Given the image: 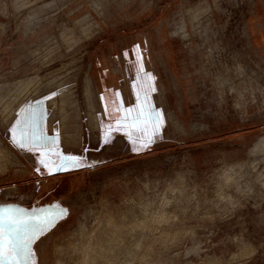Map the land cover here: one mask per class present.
<instances>
[{
  "label": "rangeland",
  "instance_id": "374dc122",
  "mask_svg": "<svg viewBox=\"0 0 264 264\" xmlns=\"http://www.w3.org/2000/svg\"><path fill=\"white\" fill-rule=\"evenodd\" d=\"M0 165V204L67 210L33 264H264V0H0Z\"/></svg>",
  "mask_w": 264,
  "mask_h": 264
},
{
  "label": "snow or ice",
  "instance_id": "6c2138e0",
  "mask_svg": "<svg viewBox=\"0 0 264 264\" xmlns=\"http://www.w3.org/2000/svg\"><path fill=\"white\" fill-rule=\"evenodd\" d=\"M147 75L151 78L150 73ZM152 90L155 91L154 88ZM135 107L123 110V121L130 122L133 129L142 123L145 125L151 123L153 133H157L163 124V116L160 110L147 103L139 104V111H136ZM44 114L45 112L40 108L39 102H36L35 105L29 104L22 107L18 118L9 129L11 142L22 149L42 147L51 143L52 138L48 137L43 129ZM142 131H146V129H142ZM128 135L131 140V133ZM152 142L153 137L149 135L147 143L143 146L147 147ZM133 143L135 144V141ZM60 159L61 164L55 167L45 163L43 158L40 163L44 164L50 171H56L63 167L65 161H71L74 167L78 166L77 157H65L61 154ZM49 207L55 208L56 211L53 213L45 210L41 214V210L29 212L16 204H0V264H33L32 245L34 241L42 232L52 226L59 216L66 214L67 211L60 205Z\"/></svg>",
  "mask_w": 264,
  "mask_h": 264
},
{
  "label": "bare ground",
  "instance_id": "6f19581e",
  "mask_svg": "<svg viewBox=\"0 0 264 264\" xmlns=\"http://www.w3.org/2000/svg\"><path fill=\"white\" fill-rule=\"evenodd\" d=\"M4 166V165H3ZM2 165H0V170H2L4 167Z\"/></svg>",
  "mask_w": 264,
  "mask_h": 264
}]
</instances>
